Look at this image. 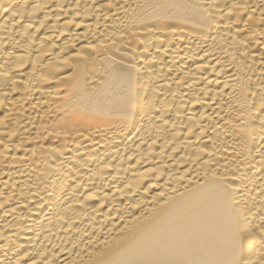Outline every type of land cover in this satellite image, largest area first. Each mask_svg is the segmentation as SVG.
Returning <instances> with one entry per match:
<instances>
[{
	"label": "bare ground",
	"instance_id": "bare-ground-1",
	"mask_svg": "<svg viewBox=\"0 0 264 264\" xmlns=\"http://www.w3.org/2000/svg\"><path fill=\"white\" fill-rule=\"evenodd\" d=\"M0 264H264V0H0Z\"/></svg>",
	"mask_w": 264,
	"mask_h": 264
}]
</instances>
